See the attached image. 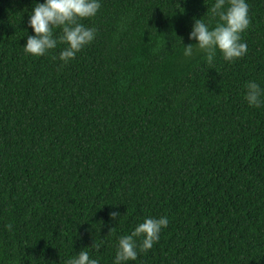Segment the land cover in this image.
Segmentation results:
<instances>
[{"label":"trees","instance_id":"1","mask_svg":"<svg viewBox=\"0 0 264 264\" xmlns=\"http://www.w3.org/2000/svg\"><path fill=\"white\" fill-rule=\"evenodd\" d=\"M35 2L0 0V264H112L121 236L165 215L128 264H264V105L244 99L264 88V0H246L247 53L211 63L182 53L214 0H101L66 64L63 44L23 52Z\"/></svg>","mask_w":264,"mask_h":264},{"label":"clouds","instance_id":"2","mask_svg":"<svg viewBox=\"0 0 264 264\" xmlns=\"http://www.w3.org/2000/svg\"><path fill=\"white\" fill-rule=\"evenodd\" d=\"M205 3L208 5L207 0ZM100 7L101 0H36L27 19V25L33 34L27 35L22 46L23 52L40 57L57 48L58 44H63L58 59L62 63H68L94 41L96 29L86 27L80 21L95 17ZM248 11L246 0H214L210 7L208 5L206 13H210L214 18L218 17L215 26L211 27L201 18L194 19L188 40L195 43L184 44L183 56L191 58L194 45L195 50L207 55L209 63L213 60L216 50H219L223 59L228 62L244 56L247 53V44L242 42L241 33L249 26ZM57 28L61 34L54 36L53 31ZM245 87L244 99L249 107L260 108L264 105V88L260 84L249 81ZM119 215L118 212L110 213L113 220ZM168 223L166 215L159 218L145 217L130 234L119 238L112 264H128L135 261L138 252H146L153 247L159 240L161 230L166 228ZM65 264H98V261L90 258L88 252L81 250L78 255L68 258Z\"/></svg>","mask_w":264,"mask_h":264},{"label":"bare ground","instance_id":"3","mask_svg":"<svg viewBox=\"0 0 264 264\" xmlns=\"http://www.w3.org/2000/svg\"><path fill=\"white\" fill-rule=\"evenodd\" d=\"M143 1V0H142ZM171 4V3H170ZM152 7V6H151ZM148 9V8H147ZM204 14V13H203ZM50 148V147H49Z\"/></svg>","mask_w":264,"mask_h":264}]
</instances>
